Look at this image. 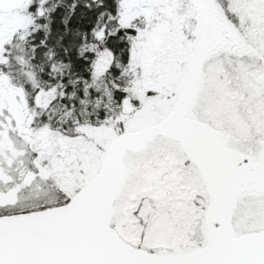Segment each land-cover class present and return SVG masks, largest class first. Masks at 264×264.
Listing matches in <instances>:
<instances>
[{"label":"snow or ice","instance_id":"snow-or-ice-1","mask_svg":"<svg viewBox=\"0 0 264 264\" xmlns=\"http://www.w3.org/2000/svg\"><path fill=\"white\" fill-rule=\"evenodd\" d=\"M0 264H264V0H0Z\"/></svg>","mask_w":264,"mask_h":264}]
</instances>
